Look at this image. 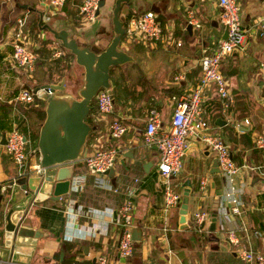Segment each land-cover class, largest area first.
Returning <instances> with one entry per match:
<instances>
[{
    "label": "crops",
    "instance_id": "obj_1",
    "mask_svg": "<svg viewBox=\"0 0 264 264\" xmlns=\"http://www.w3.org/2000/svg\"><path fill=\"white\" fill-rule=\"evenodd\" d=\"M114 1L101 0L95 19L86 21L79 11L80 0H65L56 9L49 0H0V215L15 204V200L5 204L4 197L10 191L6 183L18 174L17 164L5 152L2 136L12 128L21 130L29 140L28 163L35 162L32 151L45 117L42 99L36 96L33 103L24 104L15 99L16 93L23 87L34 88L61 78L71 93L82 82L83 67L46 29H40L39 12H43V22L66 28L79 42L105 45L113 34ZM237 1L245 40L221 61L233 103L223 110L216 91L208 87L202 105L210 130L221 135L233 160L241 166L239 174L231 181L219 165H214V155L201 140L191 138L181 171L172 178L181 200L183 190H189L185 220L180 221V204L164 207V184L157 170L160 152L154 144L144 143L142 135L148 109L160 111L166 129L174 96L198 82L201 57L214 50L218 39L226 37V29L219 20L216 0H132L131 7L123 4L121 8L126 21L152 10L161 35L154 41L122 38L121 46L134 60L110 69L113 110L91 114L87 153L96 147H117L113 174L88 172L83 159L49 168L57 171L70 166L72 177L83 175L79 180L82 188L73 191L71 187L59 199L47 198L25 209L24 223L40 237L27 238L33 246H19L22 258L29 257L31 264H96V257L102 254L108 262L119 264H250L239 256L241 249L264 252V149L254 141L257 133L264 134V95L258 68L264 60V0ZM189 10L199 21L198 27L187 28ZM19 18L26 19V45L37 53L32 72L11 60ZM58 48L63 54L54 56ZM178 73L183 77L175 79ZM115 117H122L128 126L119 138H112L108 130ZM125 198L133 203V222L141 229V239L135 240L130 256L120 259V225L115 211ZM232 205L237 206V212L231 210ZM197 211L207 213L201 227L195 222ZM213 214L216 221L211 229ZM5 223L0 216V248Z\"/></svg>",
    "mask_w": 264,
    "mask_h": 264
},
{
    "label": "built area",
    "instance_id": "obj_2",
    "mask_svg": "<svg viewBox=\"0 0 264 264\" xmlns=\"http://www.w3.org/2000/svg\"><path fill=\"white\" fill-rule=\"evenodd\" d=\"M65 0H49L53 8H59ZM220 8L219 20L226 29V37L218 39L214 50L201 57V75L198 82L188 91H184L174 96V108L170 119V124L163 129L161 114L156 107H150L147 112V120L143 131V141L146 144H154L159 152L160 158L157 163V170L162 178L163 202L166 209L179 206L181 195L174 188L172 178L177 175L182 168L183 155L188 149L189 140L196 138L201 140L204 147L210 151L221 171L230 178L231 181L239 174L240 165L236 164L231 156L228 144L223 140L219 133L212 132L209 123L204 115L203 98L205 89L213 87L221 101L222 109H227L233 103V96L230 90L228 79L221 70L222 58L231 52L241 48L245 40L244 29L241 22V4L237 0H216ZM100 0H80L79 11L86 21L95 19L99 11ZM25 18L18 19L19 29L12 41L11 60L14 65L22 66L29 72L35 68L37 53L33 51L24 41L25 31L23 26ZM187 21L190 25L198 27L200 25L197 18L189 10ZM161 35V26L152 10L131 17L126 21L125 34L128 39L156 40ZM63 49L58 48L53 52L54 56L63 54ZM259 75L264 86V60L259 62ZM183 77V73H178L175 79ZM36 93L34 88H21L15 95V99L21 103L29 104L35 101ZM95 114H107L113 110L114 98L109 89L100 88L95 96ZM93 112L91 114H93ZM247 121V118H245ZM127 123L122 117H115L109 122V134L112 138L121 137L127 130ZM5 152L12 158L18 166V174L44 173L46 168L39 163V151L34 146L33 153H36L37 160L28 163V153L26 146L29 142L27 136L18 128H12L5 134ZM255 145L264 149V134L257 133ZM118 148L96 147L86 154L83 158L85 168L91 173H104L113 167ZM264 175V171L262 172ZM80 176L72 177L70 188L78 191L82 188L79 180L84 179ZM204 179L201 180V186ZM82 209V205H79ZM231 210L238 211L236 205L231 206ZM120 225V236L118 240V257L126 258L130 256L134 249L135 240L132 237L133 222V203L131 199L125 198L115 211ZM195 222L198 227L204 225L207 213L205 211L195 212ZM230 236H233L231 231ZM239 256L250 264H264V252L243 248L239 251ZM96 264H119L108 262L106 257L99 254Z\"/></svg>",
    "mask_w": 264,
    "mask_h": 264
},
{
    "label": "water",
    "instance_id": "obj_3",
    "mask_svg": "<svg viewBox=\"0 0 264 264\" xmlns=\"http://www.w3.org/2000/svg\"><path fill=\"white\" fill-rule=\"evenodd\" d=\"M101 3L100 0L99 6ZM123 4L131 7L132 0L114 1L111 16L113 34L105 45L97 46L79 42L64 27L56 28L43 22V12H39L40 29H46L51 37L73 56L75 62L83 67L82 82L76 88V95L65 90L64 78L34 87L36 96L44 101L45 117L39 126L36 146L39 151V163L46 170L44 173L17 174L6 183L10 191L4 197L5 204L14 200L15 204L7 210L4 209V215L3 212L0 215L6 222L3 248H0V264H31L29 257H21L23 255L19 246L23 244L33 246L34 243L27 238H38L40 234L24 223L25 209L32 203L47 198L59 199L69 192L72 182L71 167H61L57 171H49V168L73 163L86 156L87 137L92 129L87 116L96 92L100 88L111 89V67L134 60L121 46L126 27L125 18L121 13ZM187 28H190V24ZM262 94L264 95L263 85ZM2 142H6L5 135L2 136ZM214 165H218L216 159ZM113 171L111 167L104 173L111 175ZM188 192L186 187L179 209L181 222L185 220L187 212ZM211 221L210 228L214 229L215 214ZM132 237L134 240L141 239L140 227L132 228Z\"/></svg>",
    "mask_w": 264,
    "mask_h": 264
},
{
    "label": "trees",
    "instance_id": "obj_4",
    "mask_svg": "<svg viewBox=\"0 0 264 264\" xmlns=\"http://www.w3.org/2000/svg\"><path fill=\"white\" fill-rule=\"evenodd\" d=\"M127 19V18H126ZM126 19H125V21H126ZM110 91L112 92V89H110ZM37 99V97H35V100ZM95 110V102H94V99H93V101H92V108H91V111L89 112V115L87 116V120L91 123V124H93V118H92V116H91V113L93 112ZM43 114H44V112H42V116H43ZM36 136V134H34L33 133V137H35ZM33 137H31V138H33ZM68 264H75V263H68Z\"/></svg>",
    "mask_w": 264,
    "mask_h": 264
},
{
    "label": "rangeland",
    "instance_id": "obj_5",
    "mask_svg": "<svg viewBox=\"0 0 264 264\" xmlns=\"http://www.w3.org/2000/svg\"><path fill=\"white\" fill-rule=\"evenodd\" d=\"M243 26V25H242ZM76 87L77 86H75L73 89H71V93H73V94H75L76 95Z\"/></svg>",
    "mask_w": 264,
    "mask_h": 264
}]
</instances>
